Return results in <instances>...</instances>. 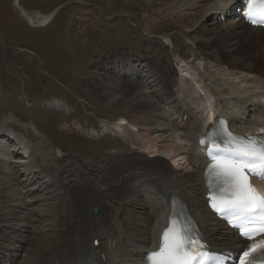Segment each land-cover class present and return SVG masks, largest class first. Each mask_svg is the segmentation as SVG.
Wrapping results in <instances>:
<instances>
[{"label":"bare ground","instance_id":"bare-ground-1","mask_svg":"<svg viewBox=\"0 0 264 264\" xmlns=\"http://www.w3.org/2000/svg\"><path fill=\"white\" fill-rule=\"evenodd\" d=\"M239 1L165 0L163 9L152 11L154 18L148 22L149 33L159 40L149 44L157 45L153 52L145 45L150 52L144 56L143 51L137 52L139 47L134 43L136 51L131 57H124L117 64H109L111 59L96 63L99 71L91 76L89 85L101 97L126 104L131 113L119 116L118 128L123 129L127 123L134 129L126 128L110 139L111 145L120 144L117 139L130 140L126 146L129 149L121 145L129 151L112 146L123 153L117 155L114 151L115 155L103 163L105 165L91 166L93 162H84L81 177L72 176L65 166L61 168V174L53 177L49 163L39 162L41 157H46L41 153L46 147L43 140L31 149L22 147L24 139L12 136L6 139L0 135V161L24 164L20 176H32V184L40 176L36 173H42L36 191L47 192L42 200L55 201V216L60 218L62 213V217L66 216L62 222L60 220L59 238L53 251L42 252L44 245L37 247L35 241L39 240L35 237L39 234L33 237L30 224L33 209L29 207L35 202L26 200L27 193L22 189L15 192L14 188H9L10 193L5 196L18 202L14 207L19 211L7 216L6 206L0 202V264H144V254L157 247L167 226L172 199H179L187 206L212 250L236 253L247 247L207 206L205 145L201 143L213 127L209 121L220 117L244 136L264 129V78L255 75V72L263 75L264 68H259L251 59L241 57L245 61H234L232 55L237 51L239 54L240 49L237 45L234 48L233 44L227 45L232 41L230 38H234L236 42L249 44L252 47L249 51L256 50L254 45L264 52V29L248 26L242 21L223 23L216 16L225 15ZM22 9L24 18L28 19V12ZM57 14L58 9L49 14L38 13L37 24L33 27L44 28ZM210 26L214 27L212 31L208 30ZM197 32H200L199 36L195 35ZM178 36L191 40L193 45H186V51L179 50ZM213 38L222 44L225 55H210L213 47L210 48L212 45L207 42ZM164 40L173 45L172 53ZM246 52L240 53L248 57ZM101 57L105 58V55ZM132 61L146 64L140 63L137 70L134 66L129 69ZM180 62H184V68ZM115 95L119 97L115 98ZM169 103L173 107L168 110L156 106ZM46 106L54 111L62 110L57 102ZM52 144L56 146V143ZM57 148L63 152L61 147ZM21 150L25 156L20 158L17 155ZM52 160L59 165L62 161L69 165L72 159L55 155ZM169 161L182 169L170 167ZM15 167L12 164L2 167L0 174L7 184L17 187L29 178L19 181L21 172ZM93 176L95 180L96 177L101 180L96 183ZM95 209L99 212L95 213ZM133 213L140 216L134 217ZM96 240L98 246L94 244Z\"/></svg>","mask_w":264,"mask_h":264},{"label":"rangeland","instance_id":"rangeland-1","mask_svg":"<svg viewBox=\"0 0 264 264\" xmlns=\"http://www.w3.org/2000/svg\"><path fill=\"white\" fill-rule=\"evenodd\" d=\"M23 2L25 7L29 11L31 10L30 15L33 18H37L40 12L52 13L49 11L54 10L55 7H58V14L56 19L49 26L47 25L48 27L35 29L22 18L21 13L17 12L15 7L13 8V0H0V101L8 105V107H0V129L3 126L9 132H16L20 137H24L23 134L28 135L27 145L31 149H35L43 140L46 147L41 153L43 152L46 155V157H43L46 160L41 157L39 162L49 163L50 168H48L53 173V177L56 174L58 176V173L62 170L61 168L65 166L68 167V169L65 167V170H69L68 172L72 176L81 177L84 162L88 164L93 162L94 164H90L91 166L96 164L99 166L105 165L103 163H107L115 155L112 146H119L116 148L126 150L124 147L128 146L130 140L117 139L120 144L111 145L110 139L114 137L112 135L118 132L121 133L126 128L134 130L128 125L120 129L116 121L119 116L122 117L131 113L128 106L123 102L101 97L89 85L91 76L99 71L96 63L101 64V62H107L111 59L109 64H112V62L117 64L122 58L131 57L135 53V45L139 47L137 52L143 51L142 55L144 56H147L150 50L153 52L157 45L152 47L149 44L153 40H159L153 38L149 33L148 22L154 18L152 11L163 9L166 5L165 0H23ZM59 6H61V9ZM35 24L37 23L35 22ZM212 28L214 27L210 26L208 30L212 31ZM100 30H103L101 34H99ZM199 34L200 32H197L195 35L199 36ZM14 37L18 38L17 41H14L15 44L12 43ZM230 39L232 41H228L227 45L232 46L233 44V48L237 45L241 53L247 51L248 54V57H244L243 54L240 52L238 54L237 51V54L232 55L234 61L242 62L251 59L254 62L256 61L255 63L259 68H264V52L259 51V47L257 48L252 44L253 48L258 51H249L252 50L249 44L244 41L236 42L237 40L234 41V38ZM164 41L168 45L166 47H169L172 53L174 50L173 45L167 40ZM177 41L179 50L186 51V45H193L191 40L182 36H178ZM129 43L131 44L129 45ZM134 43L136 44L134 45ZM207 43V45L211 43L210 48L213 47L212 53L209 51L210 55H213V53L225 55L226 50L221 47L222 44L217 39L213 38V41ZM145 45H149L150 50ZM140 46L145 47L146 51L141 49ZM128 47L129 50H127ZM230 48L228 49L231 50ZM27 49L32 52L28 53ZM102 49H104L103 52ZM188 49L190 50L189 47L187 51H189ZM113 53L117 57H114ZM123 53H125L124 56ZM101 55H105V58H100ZM241 57L246 59L243 60ZM162 61H165L164 58ZM140 63L142 62L132 61L129 69L134 66V70H137ZM145 64V62L142 63L143 66ZM143 66L140 68L142 69ZM148 68H144V70ZM175 68H177L176 64ZM255 75L264 78V73L261 75L260 72H255ZM8 89H10V92L7 93ZM2 93L4 95L8 94L9 99L8 96L4 99ZM114 97H119V95ZM57 101L62 104L60 107L62 110L54 111L50 109V106H46ZM0 105H3V103L0 102ZM156 106L167 108V110L173 107L170 103L167 106L164 104ZM8 108H11V111L18 116H12L13 114ZM19 116H22L23 119ZM13 122H16V124ZM37 126L41 131L37 129ZM107 127L106 130L112 135L103 137L104 133L107 132L105 130ZM116 127L118 130H116ZM111 130L117 132L112 133ZM93 133L95 136H93ZM53 142L56 143V146L52 144ZM57 146L61 147L64 152L57 153ZM12 148H15V146ZM126 148L129 149V147ZM49 151L51 152L48 154ZM128 151L126 150V152ZM121 152L115 151V153H118L117 155L123 153ZM20 153L17 157L21 158L24 154H22V151ZM55 155L72 160L69 161V165L65 161H62L59 165L53 163L52 158ZM124 156H127V154H124ZM49 159L52 161H49ZM101 160L104 161L95 163V161L100 162ZM11 164L17 166L15 170L21 172L18 175L19 181L28 178L29 180L21 183L20 186H11L12 184H7L1 177L2 174H0V193L2 194V196L0 195V202L6 206L4 212H7V216H9L10 212H16L15 210H17L15 207H17L18 202L5 196L9 192V188H14L15 192L22 189L24 193H27L26 200L35 202L29 207V209H33L30 222L33 227V237L39 234L35 237L39 242L35 241V243L39 248L44 245L42 252H52L57 243V238H59L60 220L62 222L66 216L63 215L62 217L63 213L60 214L61 219L55 216V201L50 198L42 200L47 192L44 191V195L43 192L36 191L39 187L36 183L41 182L40 176L42 173H36L40 176L32 184L30 183L32 176L27 178L20 176L22 170H24V167H22L24 164L19 166V163H16L18 165L14 163L4 164L0 161V168L8 167ZM168 164L170 167L173 164L178 169H182L173 161H169ZM78 167H81L82 170L79 171ZM92 178L96 183L97 180H101L97 177L95 180L94 176ZM40 186L42 187V184ZM20 211L23 212L21 209ZM133 215L134 217L140 216L136 213H133ZM4 231L7 232V229Z\"/></svg>","mask_w":264,"mask_h":264},{"label":"snow or ice","instance_id":"snow-or-ice-1","mask_svg":"<svg viewBox=\"0 0 264 264\" xmlns=\"http://www.w3.org/2000/svg\"><path fill=\"white\" fill-rule=\"evenodd\" d=\"M248 6L249 21L264 26V0H248ZM220 135L222 143L214 136L201 141L211 148L208 155L212 163L206 181L211 192L210 206L228 219L242 237L255 241L257 236L264 235V194L257 190L252 178L264 182V140L238 137L226 129H221ZM148 261L149 264H217L218 258L209 251L202 236L192 235L172 218ZM239 264H264V242L252 243L239 257Z\"/></svg>","mask_w":264,"mask_h":264}]
</instances>
